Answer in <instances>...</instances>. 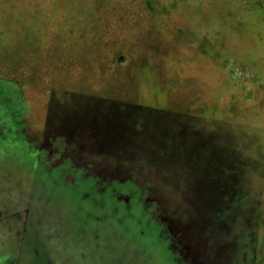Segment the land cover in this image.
I'll return each instance as SVG.
<instances>
[{"label":"rangeland","instance_id":"obj_1","mask_svg":"<svg viewBox=\"0 0 264 264\" xmlns=\"http://www.w3.org/2000/svg\"><path fill=\"white\" fill-rule=\"evenodd\" d=\"M1 249L264 264V0H0Z\"/></svg>","mask_w":264,"mask_h":264},{"label":"flooded vegetation","instance_id":"obj_2","mask_svg":"<svg viewBox=\"0 0 264 264\" xmlns=\"http://www.w3.org/2000/svg\"><path fill=\"white\" fill-rule=\"evenodd\" d=\"M47 79V78H46ZM47 80H49V79H47ZM15 82L17 83V84H19L18 83V81H16L15 80ZM9 115H11V113H8ZM9 118H11V120H9V122H12V117H9ZM12 124H13V122H12ZM13 126L15 127V124H13ZM14 130H15V137H17V136H20V137H22L24 140H25V137L23 136V135H21L20 133H18V131H17V129H16V127L15 128H13ZM28 139V138H27ZM26 141V140H25ZM25 149H27L28 150V152L26 151V155L28 154L29 155V153L31 154V152H32V155H33V159H34V164L33 163H31V164H33L34 165V169L35 170H40V167H42L41 166V163H39V156H38V154H40L41 152H44V154L46 153V150H40L39 149V152H38V149H36V148H32L31 146H29V143L28 142H26V147H25ZM29 158H28V160L30 159V156H28ZM28 162V161H27ZM26 162V163H27ZM29 163V162H28ZM25 166H27V164L25 165ZM32 170V169H31ZM125 196L124 197H126V199L125 200H122L121 202L122 203H125V204H127V203H129V201H131L130 199H127V197L129 196V194H127V193H125L124 194ZM24 240H25V238H24ZM14 251L16 252V250H15V248H14ZM14 258V259H13ZM15 259H17V260H19L20 258L18 257V254H15L14 252H11V251H7V253H5V252H3V249H1L0 250V264H13V262H11L10 260H15Z\"/></svg>","mask_w":264,"mask_h":264},{"label":"trees","instance_id":"obj_3","mask_svg":"<svg viewBox=\"0 0 264 264\" xmlns=\"http://www.w3.org/2000/svg\"><path fill=\"white\" fill-rule=\"evenodd\" d=\"M91 32H92V33H95V30L92 29ZM4 146H5V145H4ZM3 150L6 151V150H8V149H3ZM29 247H30V246H29ZM35 253H37V251H35ZM37 255H38V253H37Z\"/></svg>","mask_w":264,"mask_h":264}]
</instances>
